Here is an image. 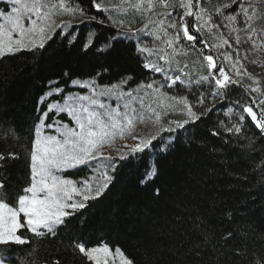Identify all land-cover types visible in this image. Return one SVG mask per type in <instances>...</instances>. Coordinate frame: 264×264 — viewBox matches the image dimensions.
Returning a JSON list of instances; mask_svg holds the SVG:
<instances>
[{"label": "trees", "instance_id": "16d2710c", "mask_svg": "<svg viewBox=\"0 0 264 264\" xmlns=\"http://www.w3.org/2000/svg\"><path fill=\"white\" fill-rule=\"evenodd\" d=\"M118 1L110 5L103 0L102 7L107 10L98 13L90 0H82L81 6L87 8L82 17L64 14L54 18H69L64 22L72 23L70 36L56 29L59 35L46 41L44 48L0 57V153L15 152L18 156L0 166V178L6 180L10 193L26 186L32 125L39 115L37 100L48 79L61 80L66 90L72 87L64 85L63 72L79 79L100 72L103 74L100 82L104 84L129 77L132 88L151 78L162 80V74H146L133 52L135 45L131 41L124 40L116 43L111 51H101L116 32L107 22L114 11L125 17V21L132 19L131 28L136 29L146 22L127 6V2L119 4ZM225 3L231 4V0H201L200 6L212 13L219 23L220 17L215 15V10ZM254 6L264 13L259 0H255ZM231 8L223 11L227 13ZM92 16L106 23L100 24L92 20ZM256 26L264 28V19L257 21ZM127 30L121 28L119 31ZM200 35L210 46L207 51L220 62L226 50L231 51L233 58L240 56V51L247 54L242 55L243 60L254 58V53L261 54L263 58L258 61L264 66V45L259 40L256 47L250 41L244 42L243 32L239 33L240 45L235 43L236 33L229 34L227 28L211 32L204 29ZM216 38L221 42H216ZM135 39L132 37V41ZM223 39H228L229 45H224ZM84 45L90 47L85 50ZM188 49L175 58L187 59V67L191 70L192 65L195 75L183 73L188 79L171 90L177 96L188 95L185 88L189 81L208 75L206 64L204 70L200 66L203 59H198L195 50ZM174 74L175 70L170 69L168 75ZM245 89L242 84L233 85L227 100L207 97L205 104L212 111L196 126L189 125L175 150L161 159L160 173L153 184L144 188L135 186L144 171L139 160L119 161L122 167L115 172L116 187L98 199L87 201V206L70 218L57 234L34 236L24 232L30 244L0 245V254L8 256L11 253L13 264H56L57 261L59 264H92L74 248L73 241L82 240L88 247L98 244H107L112 249L119 247L134 264H250L251 253L264 255V212L249 211L264 206V175L260 173V167H264L261 159L264 144L260 143L258 129L250 117L244 121L241 133L223 131L227 125L234 124L236 118L222 104L231 106L237 98L251 104L253 97ZM253 110L258 114L256 106ZM233 111L238 112V109L234 107ZM217 125L221 135L212 136ZM249 156L257 158L250 160ZM92 163L101 170L98 161ZM64 175L75 180L91 176V165L69 170ZM153 187L161 189L159 198L153 196ZM195 221H202L203 227L194 229ZM229 231L233 236L225 241L224 236ZM201 232L208 233V239H204ZM237 249L248 255H236Z\"/></svg>", "mask_w": 264, "mask_h": 264}, {"label": "snow or ice", "instance_id": "6c2138e0", "mask_svg": "<svg viewBox=\"0 0 264 264\" xmlns=\"http://www.w3.org/2000/svg\"><path fill=\"white\" fill-rule=\"evenodd\" d=\"M3 2L4 7L0 8V57L14 55L18 51L44 48L46 41L59 35L57 28L62 31L68 26L67 22L57 24L55 17L64 14H79L82 17L87 12V8L81 6L82 0ZM102 2L90 0L91 6L98 13L107 10L102 7ZM254 2L231 0V4H223L215 10V15L220 17L217 23L213 14L200 6L201 0H138L130 7L145 16L147 22L143 29L135 32L129 27L121 33L119 30L124 27L125 17L114 20L109 16L107 22L112 24L116 32L111 41H106V49L101 51H111L116 43L131 41L135 45L133 52L146 74H162L163 78L161 81L155 78L141 81L132 88L129 77L104 84L100 82L103 75L100 72L89 74L87 79L73 78L70 73L63 72L64 85L77 90H66L61 80L48 79L37 100L36 111L39 115L32 125L26 186L10 193L6 180L0 178V245L30 244L24 232L34 236L57 234L70 218L87 206V201L98 199L110 188L116 187L115 172L118 167H122L119 161L139 160L144 171L135 186L144 188L153 184L160 173L161 159L175 150L177 141L188 131L189 125L196 126L212 111L205 104L207 97L227 100L232 94V86H240V80L229 75L223 64L207 51L210 46L200 34L204 29L211 32L212 29L223 27L229 30V34L236 33V45L242 43L239 35L241 32L244 33V42L250 41L256 47L259 40L264 45V28L256 26L257 21L264 19V13L256 10ZM232 5L236 7L231 8ZM259 6L264 8V0H259ZM230 8L231 11L227 13L223 11ZM91 19L100 24L106 23L98 16H92ZM127 23L132 24V19H128ZM132 37L136 38L135 41H132ZM223 44L229 45V41L223 39ZM197 45L202 46L199 55L206 62L208 75L194 82L189 81L185 88L187 96L174 95L171 93L173 87L182 86L188 77L183 74V69H177L174 75H168V72L177 54H183L185 48L195 50ZM89 47L84 45L85 50ZM224 60L231 63L235 76L246 74V70L237 67L240 61L232 60L231 52L224 53ZM183 67L187 68V65ZM107 71L105 68L104 72ZM249 91L259 92L260 88L245 89V92ZM259 105H264V99L259 101ZM259 105L255 98H252L251 104L243 98H237L231 106L222 104L236 118V122L227 125L223 131L229 134L241 133L244 121L250 117L258 129L260 143L264 144V108ZM254 106L258 108V114L253 110ZM234 107L238 112L233 111ZM176 110H180L186 119L169 120L170 112ZM137 126H149L153 132L147 136L135 134ZM211 135H221L219 125ZM128 138L134 143L123 146L127 154L120 152L115 158L105 156V148L117 139ZM16 158L18 156L15 152L7 155L0 153V166ZM256 158L249 156L250 160ZM261 159L264 162V157ZM101 160L106 163L103 170H97L92 162ZM89 165L91 176L75 180L64 175L69 170ZM260 173L264 175V167H260ZM152 194L159 198L161 189L153 187ZM249 211L264 212V206ZM202 227V221L193 223L194 229ZM201 235L208 239V233L201 232ZM232 236L233 233L229 231L224 236L225 241ZM73 245L92 264H115L117 258L119 264H134L119 247L112 249L107 244L88 247L87 242L82 240L73 241ZM235 254L248 255L239 249ZM0 264H13L11 253L8 256L0 254ZM250 264H264V255L251 253Z\"/></svg>", "mask_w": 264, "mask_h": 264}, {"label": "rangeland", "instance_id": "374dc122", "mask_svg": "<svg viewBox=\"0 0 264 264\" xmlns=\"http://www.w3.org/2000/svg\"><path fill=\"white\" fill-rule=\"evenodd\" d=\"M114 1H116V0H105V2H108L110 5H114L113 4ZM125 2H126V0H119L118 1L119 4H126ZM136 2H138V0H127V6L133 12H134V10L130 7V5L134 4ZM2 7H4V2H3V0H0V8H2ZM157 10L160 11L161 9H157ZM134 13L136 15H139L140 16L139 18L141 20H143V21L146 20V17L143 16L141 13H139V12H134ZM113 17L116 20H118L121 17V15L117 14L116 11H114L113 12ZM177 19H178V17H177ZM66 20H68V19L62 17L60 19H56V23L60 24L61 22H64ZM144 24H142L141 26H138V28H136V29H134V27H132V28L134 30L143 29ZM129 27H130V25H128L127 21H125L124 27H122V28L123 29L124 28L128 29ZM215 41L216 42H221L218 38H216ZM201 48H202L201 45H197L196 46L195 51L198 53V55H199V51H200ZM256 49L257 48H255L253 51H255ZM186 50H189V49L185 48L184 52ZM226 52H228V51L226 50ZM197 53H196V55H197ZM239 53H240V56H237L235 58L232 57V60L235 61V60L238 59L240 61V64H238L237 67L241 68L242 70H246V74H244V75H242L240 77H237V76H235V72H234L233 68L231 67V63L230 62L225 61L224 58H222L221 59V61H222L221 63L225 67V71L229 75H231L234 79L240 80V84L245 86L246 89L252 88V87H259L260 88L259 92H250L249 91L250 95L253 98H255L257 104L259 105V101L261 99H264V66H263V63L259 62L258 60H260L263 57L259 53L256 54V55L254 53V58H252V57L248 58L247 57L246 59L243 60L242 55L244 56V55H247V54H243L240 51H239ZM198 59H201L200 55H199ZM187 62H188V60L185 59V58H182V60L175 58V62L172 64L173 67L171 66V69L173 68V70H175V71L177 69H183V73H187V74L190 73L191 75H195V73L192 72V65H190L191 70L188 67L187 68L183 67L184 65H187ZM200 62H201V65H200L201 69L204 70V65L206 64V62L205 61H200ZM244 62L246 64H244ZM160 63L163 64L164 62L160 61ZM165 67H168V66L165 65ZM203 76H207V73L203 74ZM249 77H251V78H249ZM71 90H77V89L71 88ZM259 107L264 108V105H259ZM179 113L182 114V117H176V114H179ZM169 117L170 118H168V119H170V120H181L182 121V120L186 119V116L180 110H176V111L170 112ZM152 132H153V129L151 127H149V126H137V128L135 129V134H139L141 136H147V135H149ZM133 143L134 142L130 138H128V139H117L110 147H107V148L104 149V154H105V156H111V157H114V156L117 157L120 152H124L125 154H127V149L124 148L123 146L125 144L131 145ZM103 162L106 163V161H103V160L98 161V165L101 168V170H103V168H104V165L101 164ZM115 264H119V258L116 259Z\"/></svg>", "mask_w": 264, "mask_h": 264}, {"label": "bare ground", "instance_id": "6f19581e", "mask_svg": "<svg viewBox=\"0 0 264 264\" xmlns=\"http://www.w3.org/2000/svg\"><path fill=\"white\" fill-rule=\"evenodd\" d=\"M64 18H66V19H69L68 17H64ZM67 21V20H66ZM63 23V22H62ZM68 23V22H67ZM72 25V23H68V26L67 27H65V28H63V30L61 31L62 33H65L66 32V34H68L69 32H70V30H71V26ZM57 29H59V28H57Z\"/></svg>", "mask_w": 264, "mask_h": 264}]
</instances>
